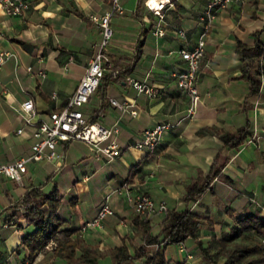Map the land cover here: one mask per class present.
<instances>
[{
  "label": "crops",
  "instance_id": "obj_1",
  "mask_svg": "<svg viewBox=\"0 0 264 264\" xmlns=\"http://www.w3.org/2000/svg\"><path fill=\"white\" fill-rule=\"evenodd\" d=\"M28 2L21 14L9 15L0 9V50L10 52L0 63V162L29 152L31 127L23 124L17 109L22 99L32 98L34 118L65 103L100 39L99 26L89 14L101 13L109 6L108 0ZM122 2L124 12L110 16L112 34L104 47L110 59L104 69L105 82L82 104L88 117L97 114L106 125L117 121L120 153L108 159L96 155L85 141L73 139L64 145L59 165L52 160L28 161L20 182L0 174V264H22L26 257L20 236L32 225L20 217L22 226H17L6 216L13 209L11 204L35 184L47 189L55 183L63 195L69 192L74 212L66 223L76 227V233L86 242L100 248L113 246L122 238L142 240L135 216L148 220L152 231L157 230L163 217H140L123 193L116 191L124 179L133 192L164 199L169 208L187 206L204 215L197 231L204 239L220 235L231 221L229 211L237 214L258 205L264 209V73L260 74L258 90L250 93L236 51L238 39L247 43L258 39L263 46L260 61L264 63V0L230 1L219 9L205 35L196 75L199 100L192 114L187 113L188 98L176 85L174 72L185 65L179 49L191 47L196 41L201 30L198 14L207 0H173L162 9L160 19L144 0ZM156 22L164 28L162 34L151 31ZM177 27L185 30L184 36L176 33ZM26 65H31V70ZM38 68L44 69V76L36 73ZM125 75L151 84L154 94L137 90ZM110 96L132 99L136 113L121 111L110 102ZM166 120L172 124L153 151L133 145L141 129ZM246 122L250 133L236 146L224 144L215 131L201 130L206 126L233 130ZM19 126L22 129L16 131ZM77 141L84 148L75 162L69 160V146ZM69 162L72 182L62 189L54 180L55 172L61 174ZM212 163L221 164L220 172L194 198L184 199L187 185L201 183ZM112 176L114 180H110ZM95 193L99 201L83 210L80 203ZM112 193L115 196L111 200ZM105 197L113 213L99 225L82 227ZM183 243L182 250L175 242L166 243L165 256L182 264H210L202 258L192 237H186ZM52 244L50 241L36 254L34 264L65 263L63 258L51 256ZM186 252L192 255L185 257ZM110 261L109 256L101 259L102 263ZM143 262V257H133L121 264Z\"/></svg>",
  "mask_w": 264,
  "mask_h": 264
},
{
  "label": "built area",
  "instance_id": "obj_2",
  "mask_svg": "<svg viewBox=\"0 0 264 264\" xmlns=\"http://www.w3.org/2000/svg\"><path fill=\"white\" fill-rule=\"evenodd\" d=\"M230 1L236 0H207L204 8L198 14L201 30L196 41L191 47H181L179 49L185 65L182 69L174 72V76L178 88L187 95L188 104L186 110L188 114H192L195 111L199 100L196 75L204 51L205 35L219 9ZM108 2V8L103 12L89 14V17L99 26L100 39L84 68V72L74 89L67 96L65 103L60 107L48 110L42 117L34 118L36 109L32 98L26 97L20 101L17 109L21 114L23 124L31 127L32 141L30 149L26 154L0 162V174L20 182L27 170L28 161L52 160L59 165L64 158V145L73 139L83 140L88 143L96 155H102L108 159L119 155L120 144L117 139L119 125L117 121L106 125L97 118V114L90 118L82 110V104L88 100L89 95L96 89L105 67L110 64L109 56L104 51V47L112 34L110 16L114 12L122 13L125 10L122 0H108ZM144 4L160 19L163 14L162 9L168 4H173V0H156V2L154 0H144ZM28 5V0H0L1 11L9 15L21 14ZM151 31L156 34H162L164 28L156 22ZM175 31L180 36L185 35V30L181 27H177ZM9 53L7 49L0 50V63ZM26 68L31 70V65H26ZM36 73L41 76L45 75V71L42 68L36 69ZM125 79L137 90L145 91L149 95L155 92L153 86L145 81H140L130 75H125ZM109 100L121 111H128L131 114L136 113V108L132 107L133 100L130 98L118 100L116 97L110 96ZM171 124L170 121L166 120L144 127L133 141V145L145 151H153L162 139L164 131ZM21 129L22 126H19L16 131ZM116 191L123 193L134 211L144 219L157 215L163 216L169 209L164 199H154L143 191L133 192L127 179H124L116 187ZM111 213H113V209L107 197H105L95 215L85 219L82 227L99 225L102 219ZM165 241L166 238L161 241L151 242L150 245H152L153 249L150 253H153ZM175 243L179 250L184 249L183 241H176ZM191 255L190 252L185 253V257ZM22 264L34 263L28 257H24Z\"/></svg>",
  "mask_w": 264,
  "mask_h": 264
},
{
  "label": "trees",
  "instance_id": "obj_3",
  "mask_svg": "<svg viewBox=\"0 0 264 264\" xmlns=\"http://www.w3.org/2000/svg\"><path fill=\"white\" fill-rule=\"evenodd\" d=\"M236 51L241 59V75L249 82L248 91L254 93L260 85V74L264 73V63L260 61L263 46L258 39L252 43L238 39ZM138 53L139 49L135 55ZM105 79L103 73L99 84L105 82ZM201 130L215 131L224 144L229 146L238 145L250 133L247 122L233 130L215 126H206ZM220 165L212 163L201 183L194 181L188 184L183 198L187 200L199 194L208 185L210 178L220 172ZM62 197L55 183L47 189L41 184H35L26 188L20 198L11 204L13 209L7 214L6 220L13 219L17 226H22L19 218L24 217L32 225L20 236V245L29 260L53 241L50 254L63 258L64 264H121L133 257H143L145 263L150 264H182L180 260L166 257L164 246L168 242L192 237L207 263L264 264V209L259 205L237 214L229 211L231 221L228 226L220 235L211 234L206 239L197 232L205 219L204 215L187 206L169 208L155 231L151 230L148 220L135 216L137 233L143 236V241H127L122 238L121 242L113 246L100 248L97 244L86 242L76 233V227L68 225L66 217L57 212ZM164 238L166 241L150 253L152 247L149 244ZM106 256H109L110 263L101 262Z\"/></svg>",
  "mask_w": 264,
  "mask_h": 264
},
{
  "label": "rangeland",
  "instance_id": "obj_4",
  "mask_svg": "<svg viewBox=\"0 0 264 264\" xmlns=\"http://www.w3.org/2000/svg\"><path fill=\"white\" fill-rule=\"evenodd\" d=\"M83 148H84V144L82 142L77 141V142L71 144L69 146V160H72V161L75 160V162L79 161V156H80ZM67 166L65 169H63L61 174H58V171H56L55 176H54V180H57V183L59 184L60 188H62V189L65 188V185L72 182L71 178L73 177V175H71L72 173L70 172V169H69L70 162L67 164ZM110 180H114V176L110 177ZM69 194H70L69 192L68 193L64 192L63 198L57 207V212L61 216L66 217L67 219H69V217L74 212L72 205L68 201ZM114 196H115L114 193H112L110 195L111 200ZM98 201H99L98 194L95 193L94 195H91L90 199H88V198L84 199V202L82 204L80 203V207L84 210L85 207H87L89 204H93V202H98ZM68 224H69V222H68ZM171 247H173V244L171 245ZM123 264H125V263H123ZM142 264H145V262H143Z\"/></svg>",
  "mask_w": 264,
  "mask_h": 264
},
{
  "label": "bare ground",
  "instance_id": "obj_5",
  "mask_svg": "<svg viewBox=\"0 0 264 264\" xmlns=\"http://www.w3.org/2000/svg\"><path fill=\"white\" fill-rule=\"evenodd\" d=\"M154 2H156V0H154Z\"/></svg>",
  "mask_w": 264,
  "mask_h": 264
}]
</instances>
